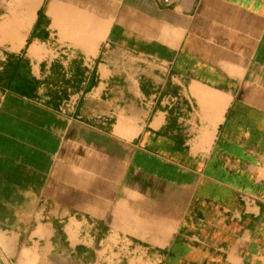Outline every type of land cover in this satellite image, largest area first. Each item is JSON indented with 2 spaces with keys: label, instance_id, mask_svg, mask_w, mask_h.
<instances>
[{
  "label": "crops",
  "instance_id": "obj_1",
  "mask_svg": "<svg viewBox=\"0 0 264 264\" xmlns=\"http://www.w3.org/2000/svg\"><path fill=\"white\" fill-rule=\"evenodd\" d=\"M0 264H264V0H0Z\"/></svg>",
  "mask_w": 264,
  "mask_h": 264
},
{
  "label": "bare ground",
  "instance_id": "obj_2",
  "mask_svg": "<svg viewBox=\"0 0 264 264\" xmlns=\"http://www.w3.org/2000/svg\"><path fill=\"white\" fill-rule=\"evenodd\" d=\"M165 1L169 2L170 0H165Z\"/></svg>",
  "mask_w": 264,
  "mask_h": 264
}]
</instances>
